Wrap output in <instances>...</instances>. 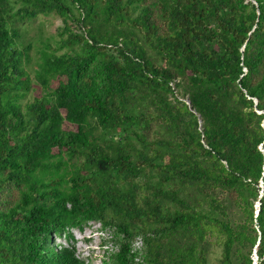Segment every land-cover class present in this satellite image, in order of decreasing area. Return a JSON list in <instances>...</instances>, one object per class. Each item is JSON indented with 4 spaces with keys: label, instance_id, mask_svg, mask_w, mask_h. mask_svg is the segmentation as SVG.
Returning <instances> with one entry per match:
<instances>
[{
    "label": "trees",
    "instance_id": "1",
    "mask_svg": "<svg viewBox=\"0 0 264 264\" xmlns=\"http://www.w3.org/2000/svg\"><path fill=\"white\" fill-rule=\"evenodd\" d=\"M262 181L264 0H0V264H264Z\"/></svg>",
    "mask_w": 264,
    "mask_h": 264
},
{
    "label": "rangeland",
    "instance_id": "2",
    "mask_svg": "<svg viewBox=\"0 0 264 264\" xmlns=\"http://www.w3.org/2000/svg\"><path fill=\"white\" fill-rule=\"evenodd\" d=\"M61 26H63V22L60 18L42 15L30 23H26L24 27L31 29L28 34L29 36L35 35L39 32L49 36L55 34L57 28ZM38 94V91L32 89L28 92L24 102L31 99L33 95ZM72 233L74 235L72 242L69 241L65 235L59 236L53 234L54 242L62 243L64 245H70L73 243L77 255L85 262V264H104L107 255L117 250V247L112 240L113 232L103 229L100 222H89L83 229H75ZM141 244V240H137L135 247L139 249L141 248Z\"/></svg>",
    "mask_w": 264,
    "mask_h": 264
},
{
    "label": "water",
    "instance_id": "3",
    "mask_svg": "<svg viewBox=\"0 0 264 264\" xmlns=\"http://www.w3.org/2000/svg\"><path fill=\"white\" fill-rule=\"evenodd\" d=\"M187 103L191 105V101L190 100H187ZM262 187H263V190H262L261 196L264 194V184H263V181H262ZM259 210H260V201L257 202V214L259 213ZM255 264H259L258 263V255H257V252L255 253Z\"/></svg>",
    "mask_w": 264,
    "mask_h": 264
}]
</instances>
